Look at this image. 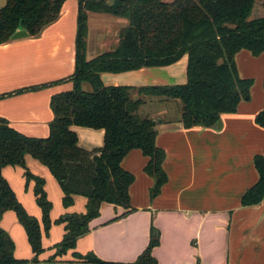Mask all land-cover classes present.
Returning a JSON list of instances; mask_svg holds the SVG:
<instances>
[{
    "label": "crops",
    "instance_id": "1",
    "mask_svg": "<svg viewBox=\"0 0 264 264\" xmlns=\"http://www.w3.org/2000/svg\"><path fill=\"white\" fill-rule=\"evenodd\" d=\"M5 3L0 0V9ZM77 10L78 0H66L58 19L38 36L0 44V120L26 137H48L54 118L51 97L73 88L68 78L75 70ZM127 25L124 18L88 13L87 61L112 51L119 32ZM235 63L239 77L254 80L249 101L241 102L235 113L222 114L218 130L216 126L184 128L180 102L161 100L165 104L160 120L154 113L148 117L156 121V145L165 153L166 183L151 199L154 181L143 172L148 159L138 150L131 151L121 167L135 178L129 188L133 211L102 203L89 232L78 238L66 260L89 264L73 254L92 253L107 262H133L147 247L154 228L159 233V245L152 255L159 264H264V201L241 205L242 196L258 179L253 159L264 154V128L254 122L255 115L264 109V54L254 57L242 50L236 54ZM186 66L184 55L168 66L103 72L99 79L105 87L183 85ZM84 85L82 89L87 91L88 85ZM170 106L175 109V118ZM71 130L80 149L90 152L103 146L102 129L72 126ZM25 163L32 175L46 181L44 190L53 203L52 221L85 213L84 197L74 196L73 204L64 208L63 193L49 170L30 156ZM1 173L26 212L40 220L34 182L26 187L24 170L17 166H6ZM0 225L19 239L15 258H32L15 213L5 212ZM64 233V224H56L48 237H42L46 255L53 252Z\"/></svg>",
    "mask_w": 264,
    "mask_h": 264
},
{
    "label": "trees",
    "instance_id": "2",
    "mask_svg": "<svg viewBox=\"0 0 264 264\" xmlns=\"http://www.w3.org/2000/svg\"><path fill=\"white\" fill-rule=\"evenodd\" d=\"M66 0H5L0 9V44L21 25L29 37L38 36L55 22ZM78 0L75 38V70L68 79L73 88L53 95L50 107L54 118L45 139L26 137L0 120V223L3 214L13 211L23 227L33 253L32 263L43 251L42 231L51 227V203L44 190L45 181L32 175L26 156L45 166L62 193L68 208L74 196L86 199L85 213L56 220L64 224L57 255L75 248L78 238L87 234L89 224L99 216L102 203L133 211L129 188L134 176L121 167L122 160L138 150L148 161L143 172L153 179L149 191L154 199L167 181L163 169L165 153L156 145L157 125L153 118L139 115L141 106L152 99L179 101L180 123L184 128L214 127L222 114L237 111L249 101L254 80L238 75L235 56L245 50L252 56L264 54V0ZM262 2L263 15L250 19L255 3ZM108 14L124 18L128 25L119 32L118 44L107 53L87 61L85 57L87 14ZM187 56L186 83L176 86L105 87L103 72L122 73L147 67H163ZM87 84L91 91L82 89ZM264 89V83H263ZM264 128V109L255 117ZM72 126L102 129L103 146L85 151L77 146ZM258 179L241 198V205L264 201V154L253 159ZM24 170L26 182L33 181L35 202L41 210V224L30 217L2 176L6 167ZM42 225V226H41ZM159 245V233L151 228L145 250L130 263L107 262L92 253L77 255L89 264H159L152 251ZM15 245L0 225V264H28L14 256Z\"/></svg>",
    "mask_w": 264,
    "mask_h": 264
},
{
    "label": "rangeland",
    "instance_id": "3",
    "mask_svg": "<svg viewBox=\"0 0 264 264\" xmlns=\"http://www.w3.org/2000/svg\"><path fill=\"white\" fill-rule=\"evenodd\" d=\"M107 2H109V4L110 5H114V3L115 2H113V0H108ZM263 15V7H262V2L261 1H257L256 3H255V6H254V9H253V12H252V15H251V17H250V19H256V18H258V17H261ZM119 36V35H118ZM118 38V37H117ZM84 86H87V84H85ZM91 91V89H90V87L89 86H87V92H90ZM164 104L165 103H163L161 100H157V99H152V100H150L149 102H147V104H145V105H143V106H141V108L139 109V115L142 117V118H146V117H148L149 116V114H152V113H154L157 117H156V119L157 120H160V117H161V114H162V110H161V108L163 109L164 107ZM170 108H173L172 109V117L173 118H175L176 117V113H175V109H174V107L173 106H170ZM151 110H153V111H151ZM163 115V114H162ZM36 162V161H35ZM37 163H38V161H37ZM39 178H41V177H39ZM25 179V178H24ZM43 179V178H42ZM44 180V179H43ZM45 181V180H44ZM31 181H29V182H26V180H25V186L27 187L28 185H29V183H30ZM46 182V181H45ZM47 196V195H46ZM47 199H48V201L51 203V210H50V212H49V218H50V221H51V227L53 226V225H56V220L55 221H52L51 220V213H52V210H53V203H52V201L51 200H49V198L47 197ZM36 204V203H35ZM22 206V205H21ZM36 206H37V204H36ZM38 207V206H37ZM39 208V207H38ZM25 210V209H24ZM40 210V209H39ZM25 212H26V210H25ZM40 212H41V210H40ZM27 213V212H26ZM28 214V213H27ZM30 217H33V216H31L30 214H28ZM65 217V216H64ZM63 217V218H64ZM33 218H35V217H33ZM40 224H41V219H42V214H41V219L40 220H38L37 218H35ZM58 220V219H57ZM18 221V220H17ZM18 224H19V222H18ZM20 225V224H19ZM57 225H59V224H57ZM21 226V225H20ZM42 226V225H41ZM2 227V226H1ZM51 227H50V229H51ZM21 228L23 229V227L21 226ZM3 229V228H2ZM50 229H49V233H50ZM4 231H6L5 229H3ZM23 231H24V229H23ZM7 233H8V235L11 237V239H12V241H13V243H14V245H15V247H17L18 245H19V239H18V237H17V235H13V234H10L8 231H6ZM49 233H48V235H45L44 234V232L42 231V237L43 236H45V237H48L49 236ZM14 236V237H13ZM26 236V235H25ZM24 236V239L27 241V238ZM42 237H41V244H42ZM62 239H63V236H62V238H61V240H60V242L62 241ZM59 242V243H60ZM27 243H28V241H27ZM59 243H57V244H59ZM57 244H55L54 245V247H53V249H51V250H53V252L51 253V254H48V255H46V253H47V250L45 249V248H43V245H42V248H43V251L40 253V255L37 257V262L36 263H32V259H33V256H32V258H30V259H22V260H25V261H27L28 262V264H75V263H73L72 261H69V260H66L65 258H66V256H67V253L69 252V251H71V249L70 250H67V251H65L64 253H62V254H59V255H57V250L58 249H56L55 248V246L57 245ZM31 249V248H30ZM55 249V250H54ZM59 250H61V249H59ZM58 250V251H59ZM31 252H32V250H31ZM46 255L43 259H42V255ZM74 255H76L75 253L73 254V256ZM59 258V259H58ZM60 260H62V261H60Z\"/></svg>",
    "mask_w": 264,
    "mask_h": 264
},
{
    "label": "water",
    "instance_id": "4",
    "mask_svg": "<svg viewBox=\"0 0 264 264\" xmlns=\"http://www.w3.org/2000/svg\"><path fill=\"white\" fill-rule=\"evenodd\" d=\"M29 36V34L27 33V31L20 26L17 27V29L13 32V34L10 36L9 41H15V40H20L23 38H27ZM156 121L153 120V123H155ZM159 122V121H158ZM216 128L219 130L221 128V121L218 120L216 122Z\"/></svg>",
    "mask_w": 264,
    "mask_h": 264
}]
</instances>
